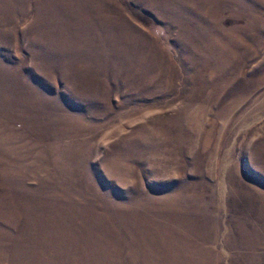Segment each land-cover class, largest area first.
Returning a JSON list of instances; mask_svg holds the SVG:
<instances>
[{"label": "rangeland", "instance_id": "374dc122", "mask_svg": "<svg viewBox=\"0 0 264 264\" xmlns=\"http://www.w3.org/2000/svg\"><path fill=\"white\" fill-rule=\"evenodd\" d=\"M0 264H264V0H0Z\"/></svg>", "mask_w": 264, "mask_h": 264}]
</instances>
